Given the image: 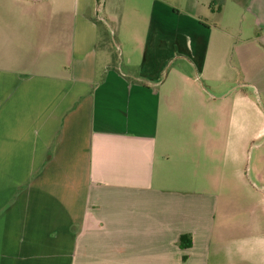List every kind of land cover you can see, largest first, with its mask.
<instances>
[{
	"label": "crops",
	"instance_id": "1",
	"mask_svg": "<svg viewBox=\"0 0 264 264\" xmlns=\"http://www.w3.org/2000/svg\"><path fill=\"white\" fill-rule=\"evenodd\" d=\"M99 5L0 0V264H264V0Z\"/></svg>",
	"mask_w": 264,
	"mask_h": 264
},
{
	"label": "rangeland",
	"instance_id": "2",
	"mask_svg": "<svg viewBox=\"0 0 264 264\" xmlns=\"http://www.w3.org/2000/svg\"><path fill=\"white\" fill-rule=\"evenodd\" d=\"M99 1V6L100 7H102V5H103V0H98ZM99 15L100 16H102V17H104L105 15H104V13L103 12H100L99 13ZM104 21V20H103ZM105 24V25H104ZM102 25H104V27L107 29V31H108V36H109V41H110V43H111V45H112V47H113V49H114V55H115V57L117 58V63H118V61H119V65H120V58H121V55H120V46H119V44H118V41L116 40V38H115V33H114V29H115V26H114V24H112V23H108V24H106V23H102ZM125 50H127V49H125ZM254 151V150H253ZM255 152V151H254ZM254 152L252 153V156H254ZM253 159V158H252Z\"/></svg>",
	"mask_w": 264,
	"mask_h": 264
},
{
	"label": "trees",
	"instance_id": "3",
	"mask_svg": "<svg viewBox=\"0 0 264 264\" xmlns=\"http://www.w3.org/2000/svg\"><path fill=\"white\" fill-rule=\"evenodd\" d=\"M97 23H100L99 21H97ZM98 26H99V24H98ZM136 81H138V82H140V83H142V84H146V82L144 81V80H141V79H138V80H136ZM183 237V236H182ZM180 245H182V243H180Z\"/></svg>",
	"mask_w": 264,
	"mask_h": 264
}]
</instances>
